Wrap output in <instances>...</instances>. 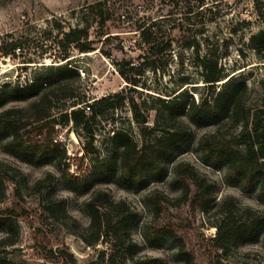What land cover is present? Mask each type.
<instances>
[{
    "label": "rangeland",
    "instance_id": "rangeland-1",
    "mask_svg": "<svg viewBox=\"0 0 264 264\" xmlns=\"http://www.w3.org/2000/svg\"><path fill=\"white\" fill-rule=\"evenodd\" d=\"M213 1L207 0L210 10L188 21L179 0H0V85L6 82L25 84L42 76L48 65L70 60L80 77L73 84L75 94L80 101H85L76 107L124 89L126 96L139 104L142 116L152 126L163 112L159 96L169 98L167 95L179 93L182 90L177 86L180 78H191L192 83L186 85V91L197 102L210 94L202 80L195 52L181 46L187 38H196L202 43L200 57L210 52L219 58L225 70L226 78L217 83L215 89L229 78L244 82L247 90L241 116L249 113L264 118V52L257 53L250 45L251 36L264 30V0H259L262 2L260 9L255 8L256 0H219L218 4H212ZM101 16L106 18L103 26L99 23ZM160 18L166 19L160 21ZM154 20L163 30L171 24L184 27L173 31L175 45L167 62L161 59L157 69H147L141 77L147 88L138 87L134 91L120 75L119 64L142 60L145 53L139 44L137 27ZM86 22L91 25L90 37L96 49L80 52L72 47L67 58L61 56L56 45V26L68 28ZM16 41L23 45L22 51L4 55L2 48H9L11 42ZM63 92L57 94L62 96ZM28 104V101L10 102L2 109L23 108ZM68 105L64 99H53L52 117L60 122L63 113L71 109ZM25 122L26 118L22 117L21 123ZM90 127L91 140L90 135L73 122L55 125L52 138L59 144L63 159L58 154L42 160L17 156L7 146L9 138L0 134V172L6 178L4 191L0 193V210L14 212L9 217L17 232L14 242L9 243L5 240L9 231L0 227V258L17 264H71L66 256L69 253L76 264H87L101 250L109 251L108 243L100 241L88 245L80 236L82 233L89 240L93 239L90 232L85 231L89 225L85 201L101 188L115 200L126 201L137 213V220L130 229L131 238L138 244L135 258H151L152 264H185L178 255L174 239L157 241L154 246L149 243L145 229L154 224L173 230L183 239L192 256V264H264L263 235L231 246L224 255L214 246L217 230L214 224L226 215L228 202L233 201L234 207L240 209L238 215L245 208L264 213V200L259 196L258 187L246 189L231 181L224 165L206 160L198 146L202 136L216 130L221 136L237 133L240 129L232 127L227 118L217 123L193 125L190 140L165 173L149 179L144 186L126 183L119 171L105 181L92 183L87 189L69 181L67 174H91L96 158L109 154V138L115 132H127L139 147L143 143L141 127L128 103L107 111ZM46 132L47 129L41 136L35 135L33 125L21 130L24 138L34 141L43 140ZM180 161L195 167L212 185L211 203L203 205V190L200 192L194 183H190L188 196L183 197V191L174 182V167ZM40 179L46 180L38 192L33 186ZM156 196L159 202L155 205L150 198ZM59 200L65 201L70 216H52L47 210L48 205Z\"/></svg>",
    "mask_w": 264,
    "mask_h": 264
},
{
    "label": "trees",
    "instance_id": "trees-1",
    "mask_svg": "<svg viewBox=\"0 0 264 264\" xmlns=\"http://www.w3.org/2000/svg\"><path fill=\"white\" fill-rule=\"evenodd\" d=\"M179 1L183 3V13L185 20L188 21L210 10V3L207 0ZM218 1L214 0L212 4H218ZM261 5L262 2L255 1V8L260 9ZM163 19L166 18L159 20ZM105 22L106 18L101 16L99 23L103 26ZM183 27V24L181 26L171 24L169 28L163 30L157 20L137 27L139 44L144 47L145 54L140 62L127 60L119 64V73L127 82V86H131L134 91H137L138 87L147 88L141 77L147 69H157L158 61L161 59L165 58L167 62L175 45L173 31L177 28L182 30ZM56 29H58L55 37L56 45L61 50V56L67 58L72 47L80 52H91L96 49L95 41L90 37L89 23L68 28L56 26ZM186 30L190 29L186 28ZM225 44L227 46V43ZM250 45L257 53L264 52V30L251 36ZM181 46L185 49H193L195 52L201 67L202 80L206 83L205 86L210 90V94L202 96L197 102L194 96L186 91L188 87L186 85L192 83L191 78L189 76L180 78L177 81L179 90L182 89L179 93L167 95L169 98L159 96L158 100L163 105V112L152 126L142 116L139 104L134 98L126 96L124 89L76 107L85 101H80L75 94L73 84L80 77L77 68L67 60L62 64L48 65L42 76H37L25 84L6 82L0 85V134L9 138L7 146L17 156L36 157L42 160L58 154L60 159H63L64 154L60 151L59 144L52 138L56 124L73 122L85 130L91 140L93 136H91L90 124L107 111L122 108L128 103L136 122L141 127L142 145L139 147L125 131L115 132L109 138V154L104 158H96L90 175L67 174V178L71 183L87 189L92 183L105 181L119 171L120 178L126 183L144 186L149 179L159 178L165 173L167 166L190 140L193 125L217 123L219 119L227 118L232 127L240 130L230 136H221L218 130L202 136L198 141L201 153L206 160L223 164L231 181L242 184L246 189L258 187L259 196L264 200V118L251 116L249 113L241 116L242 101L247 90L244 82L231 81L229 78L219 89H215L217 83L226 78L225 70L220 65L219 58L210 52L200 57L202 46L200 41L196 38H187ZM23 48L21 42L16 41L11 42L9 48H2V51L4 55H11L17 50L22 51ZM62 90L64 94L59 96L57 93ZM55 98L64 99L71 108L70 111L63 113L60 122L51 115L52 102ZM21 101H28L29 104L23 108L2 109L7 103ZM85 105L89 107V111L85 110ZM22 117L27 121L24 124L21 123ZM28 125H33L37 136H41L47 129L44 139L34 141L24 138L25 135L21 130ZM0 165H2L1 161ZM20 173L24 176L22 172ZM5 179L0 172V193L4 191ZM45 180H38L33 187L39 192ZM174 182L183 191L184 198L190 192V183H194L200 192L203 190L201 193V197H205L203 205L213 201L212 185L189 163L184 161L176 163ZM25 184L28 185L27 181ZM150 199L155 205L159 202L157 196ZM227 204L226 215L214 224L217 230L213 242L221 255L226 254L231 246L260 235H263L264 242V213L245 208L242 209L241 215H238L240 209L234 207L233 201ZM53 205L47 206L52 216L58 214L70 216L64 200H59ZM85 208L89 217V225L85 231L90 232L93 239L89 240L82 233L80 236L88 245L98 244L100 241L109 244V251L101 250L98 256L87 264H128L129 261L133 264L153 263L151 258H135L138 244L131 238L130 229L137 220V213L126 201L115 200L107 190L98 188L85 201ZM13 215L14 212L10 209L0 210V227L9 231V236L5 238L9 243L14 242V236L17 234L13 220L9 217ZM145 231L149 243L153 246L157 241L174 239L181 260L185 264L193 263L183 239L177 237L173 230L150 224ZM66 256L71 264H76L72 254L67 253ZM0 264L17 263L0 258Z\"/></svg>",
    "mask_w": 264,
    "mask_h": 264
},
{
    "label": "built area",
    "instance_id": "built-area-1",
    "mask_svg": "<svg viewBox=\"0 0 264 264\" xmlns=\"http://www.w3.org/2000/svg\"><path fill=\"white\" fill-rule=\"evenodd\" d=\"M80 73H81L82 76H84V74H85V73L82 72V71H80ZM89 103H90V102H89ZM85 110H86V111H89V107H88L87 105H85Z\"/></svg>",
    "mask_w": 264,
    "mask_h": 264
},
{
    "label": "bare ground",
    "instance_id": "bare-ground-1",
    "mask_svg": "<svg viewBox=\"0 0 264 264\" xmlns=\"http://www.w3.org/2000/svg\"><path fill=\"white\" fill-rule=\"evenodd\" d=\"M72 138L75 139V140L77 139V137L75 136V134H72Z\"/></svg>",
    "mask_w": 264,
    "mask_h": 264
}]
</instances>
